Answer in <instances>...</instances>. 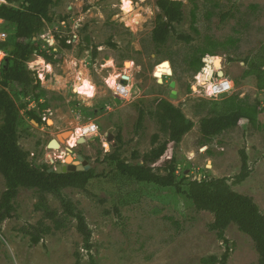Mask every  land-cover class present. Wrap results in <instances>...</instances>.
I'll return each mask as SVG.
<instances>
[{
  "label": "rangeland",
  "instance_id": "374dc122",
  "mask_svg": "<svg viewBox=\"0 0 264 264\" xmlns=\"http://www.w3.org/2000/svg\"><path fill=\"white\" fill-rule=\"evenodd\" d=\"M177 1L184 3V16L180 22L169 23L164 45L154 38L161 14L157 0H130L132 11L144 18L136 29L125 21V0L53 1L52 22H46L41 39L49 43L44 48L48 54L55 53L58 62L49 64L35 55L29 64L39 78L44 75L45 80H40L46 96L41 103L31 101L27 110H36L43 123L35 124L23 109L18 133L33 164L56 169L68 164V155L76 160L73 151H80L88 154L84 159L91 168L103 174L92 181L89 191L62 190V199L75 205L93 232L92 257L77 220L65 213L58 196L46 193L42 200L37 189L21 188L15 212L0 225V264H203L204 257L221 260L225 254L226 264H258L254 241L235 224L221 239L210 229L214 215L197 209L185 191L192 179L228 178L232 190L250 196L264 214V82L259 81L264 76L259 78L261 72L247 75L253 60L264 61V0ZM1 4L20 8L19 3L6 0H0ZM181 35L192 40H181ZM200 50L223 59L225 77L235 84L228 96L211 99L206 87L199 85L210 80V71L196 73L190 67L189 59ZM164 61H169L174 75L158 74L164 78L159 84L155 72ZM209 64H214L212 57ZM128 70L133 89L131 97L123 100L106 80L118 79ZM79 74L87 78L88 90L75 89L82 83ZM172 80L177 82L176 99L170 97ZM232 96L259 107V125L243 122L202 146L201 121L213 116L214 108L222 109L213 105L215 101ZM44 101L48 107L42 110L39 106ZM168 105L180 108L195 127L180 143L168 145L154 170L164 175L163 164L174 160L183 192L138 183L114 170L120 163L140 162L169 139L160 122V113ZM88 125H96L98 132L81 136ZM111 128L114 140L108 142ZM66 131L71 133L59 140L60 149H50L49 142ZM81 138L86 142L78 144ZM241 151L248 156L250 175L235 185L242 169ZM6 189L0 173V198ZM30 232L38 233V244Z\"/></svg>",
  "mask_w": 264,
  "mask_h": 264
},
{
  "label": "trees",
  "instance_id": "16d2710c",
  "mask_svg": "<svg viewBox=\"0 0 264 264\" xmlns=\"http://www.w3.org/2000/svg\"><path fill=\"white\" fill-rule=\"evenodd\" d=\"M53 1L6 0L9 4L19 3L20 8L6 4L0 5V19L3 20L0 32L6 33L7 36L5 40L0 41V50L7 53L0 68V173L7 183V189L0 198V225L15 212V202L21 188L37 189L41 192L42 200L46 193L54 194L62 200L65 213L77 220V229L83 235L85 249L92 257L93 232L84 215L75 211V205L62 199V190L76 188L89 191L88 188L92 181L100 179L103 174H97L93 168L88 171L50 173V167L38 166L28 160L30 154L21 147L18 133L23 109L31 120L38 124L43 123L42 117L36 110H27L31 101L40 102L46 96V90L38 75L31 71L29 63L35 55H40L49 63L58 62L55 59V53L48 54L47 48H44V44L49 43L41 39L46 22H52L49 10ZM156 3L161 14L157 18L158 26L154 30V38L158 44L164 45L169 38V23L173 24L183 19L184 3L177 0H157ZM165 19H168V23L164 22ZM180 39L186 42L192 40L191 37L185 35H181ZM53 50L55 52V48ZM197 53L189 59V64L194 72L199 73L205 66L203 59L207 55L215 56V54L208 50H200ZM259 62L260 64L257 60H253L248 76L254 75V72H261L259 78L264 76V61ZM205 69L210 70L207 76L209 80L213 67L208 64ZM206 72L204 70L202 73ZM259 81L260 85H263L264 79H259ZM213 105L216 107L222 105V109L214 108L215 114L201 121L202 136L199 142L202 146H207L214 137L243 122L255 127L259 125L261 112L259 107L247 105L236 96L215 101ZM47 107L46 101L39 106L42 110ZM160 117L162 128L169 133V139L145 154L140 162L120 163L114 170L122 177L138 183L151 184L162 189L175 188L183 192L182 185L176 178L177 167L174 165V160L163 164L164 175L155 172L154 168L166 154L168 145L180 143L182 138L195 127V123L186 118L180 108L172 105H168L160 113ZM241 157L242 169L234 179L235 185L242 184L250 175L249 159L245 151H241ZM116 158L117 155L113 154L112 159ZM183 180H187L185 175ZM187 188L185 194L196 208L214 215V222L210 225L212 231L223 239L225 231L231 225H237L242 233L254 241L259 255L258 264H264V214L250 196L232 190L228 178L192 179ZM49 214L53 216L54 213ZM29 235L36 244L39 243L40 238L37 232H30ZM227 258L228 254H225L221 260L215 256H209L201 259V262L203 264L218 262L226 264Z\"/></svg>",
  "mask_w": 264,
  "mask_h": 264
},
{
  "label": "built area",
  "instance_id": "2783aa9c",
  "mask_svg": "<svg viewBox=\"0 0 264 264\" xmlns=\"http://www.w3.org/2000/svg\"><path fill=\"white\" fill-rule=\"evenodd\" d=\"M0 21L3 22V20H0ZM6 37H7L6 33L0 32V41L5 40ZM69 44H71V43H69ZM6 55H7V53L5 51L0 50V68L2 66V63H3ZM209 58H210V56H207L206 58L203 59V61H205V65L209 64ZM212 58H215V57H212ZM210 65H212V64H210ZM212 67H213V65H212ZM203 70H205V68H203ZM202 72H204V71H202ZM122 76L123 75H121L118 79L115 78L116 80L113 77H109V79H107L106 82H107L108 86L113 90V92L117 98L123 99V100H125V99L128 100L132 95V89L130 88V82L134 79H133V76H130L129 80H128V84L125 85L122 82ZM43 77H44V75L40 74V79L45 80ZM42 80H41V82H42ZM225 82L230 83L231 87H229L228 89H225L224 88ZM199 85L206 87L205 88L206 89L205 90L206 95L208 97H210L211 99H214V100H219L220 98L228 96L233 91V89L235 87L233 80L226 78V77H219L218 76V70H216V69H214L212 75L210 76V80H209L208 85H207V82H205V83L199 82ZM85 129H87V131H85ZM83 131L84 132L81 135H83V134L89 135V134L98 132V127L96 125H88V126L83 128Z\"/></svg>",
  "mask_w": 264,
  "mask_h": 264
},
{
  "label": "water",
  "instance_id": "95a60500",
  "mask_svg": "<svg viewBox=\"0 0 264 264\" xmlns=\"http://www.w3.org/2000/svg\"><path fill=\"white\" fill-rule=\"evenodd\" d=\"M221 59L222 58H216L214 60V65L215 66L218 65V63H219V66L220 67L222 65V68L218 70V76L219 77H224L225 76V72L223 71V64H222V60L223 59L222 60ZM166 65L168 67L170 66L169 65V61H164L161 64V66H166ZM168 74H169L168 76H170V77H172L174 75L173 68L169 67ZM160 76L158 77V72H155V77L157 78L158 83L159 84H163L164 78L163 77L160 78ZM128 80H129V77L128 76H126V75H123L122 76V82H123V84H125V85L128 84ZM169 86H170V88H172V92L170 94V97L173 98V99H176L177 98V90H176L177 82H176V80H172L170 82ZM33 122L35 124H38L36 121H33ZM113 132H114V128H111L109 130V135H108V138H107L108 139V142H112L114 140V134H113ZM70 133H71V131H66V132H62V133L58 134L55 139H52L49 142L48 147L50 149H59L61 147V144H60L59 140H62V137H66ZM85 142H86V139L85 138H81L79 140L78 144H82V143H85ZM107 145H109V143H106V146ZM106 148H108V146ZM69 157L73 159V157L71 155H68L66 160H68ZM75 157H76V160L73 159L71 161V159H70V162H67L68 164H66L64 166L57 167L56 169L55 168H51L49 170V172L50 173L57 172V173L61 174V173H67V172H77V171H84V170L85 171H88V170H90L91 166H90L89 162L87 160H85L82 155L76 154ZM208 168H211V166L208 165Z\"/></svg>",
  "mask_w": 264,
  "mask_h": 264
},
{
  "label": "bare ground",
  "instance_id": "6f19581e",
  "mask_svg": "<svg viewBox=\"0 0 264 264\" xmlns=\"http://www.w3.org/2000/svg\"><path fill=\"white\" fill-rule=\"evenodd\" d=\"M125 15H126V17H127V19L125 20L126 21V23H127V25L129 26V27H132V28H134V29H136L138 26H140L143 22H144V18L142 17V16H140L138 13H137V11L135 12H133L132 11V8H131V11H125ZM214 60H215V58H212V61L214 62ZM222 60V59H221ZM127 66H128V68H132V63H127ZM213 66H215L214 64H213ZM170 67V66H169ZM169 67L166 65V66H160V67H158L157 68V72H158V74H161V75H166V76H168L169 74H168V69H169ZM216 67V68H215ZM214 68L216 69V70H219V69H221L222 68V65H221V67L219 66V63H218V65H216ZM172 68V67H171ZM131 72L128 70L127 71V74H126V76H128V77H130L131 75ZM79 76L80 77H82V83L81 84H76L75 85V89L76 90H88L89 89V82H88V80H87V78L86 77H84V75H82V74H79ZM121 76V75H120ZM119 76V77H120ZM113 78H115V77H113ZM161 78V77H160ZM79 79V78H78ZM116 80V79H115ZM114 81V80H113ZM85 84H87V87H85ZM130 88L131 89H133L132 88V86L130 85ZM50 123H52V121L50 122ZM83 129V128H82ZM84 131H82V133H83ZM63 138L64 137H62V140H63ZM75 142H76V140H75V138H73L72 139V143L73 144H75ZM60 149V148H59ZM70 159H71V161L73 160L72 158H68V160H66L67 162H70Z\"/></svg>",
  "mask_w": 264,
  "mask_h": 264
},
{
  "label": "clouds",
  "instance_id": "9594fccd",
  "mask_svg": "<svg viewBox=\"0 0 264 264\" xmlns=\"http://www.w3.org/2000/svg\"><path fill=\"white\" fill-rule=\"evenodd\" d=\"M176 1V0H175ZM123 8H124V10L125 11H131V2H130V0H125V2H124V4H123ZM2 20V19H1ZM207 56H210V57H215V56H211V55H207ZM206 56V57H207ZM205 57V58H206ZM43 59V58H42ZM45 59V58H44ZM216 59V58H215ZM47 61V60H46ZM49 63V62H48ZM204 63H205V61H204ZM50 64V63H49ZM204 68H206V65L204 66ZM203 70V69H202ZM205 71H210L209 69H205ZM202 72V71H201ZM123 75H126V74H123ZM165 77H168V76H164V78ZM225 77V76H224ZM40 79V78H39ZM197 79H199V77H197ZM41 81V80H40ZM41 84H42V82H41ZM42 86H43V84H42ZM85 87H87V84H85ZM229 87H231V84L230 83H228V82H225L224 83V88L225 89H228ZM86 127V126H85ZM84 128V127H83ZM85 131H87V129H85ZM84 135V134H83ZM83 135H81V136H83ZM107 147V146H106Z\"/></svg>",
  "mask_w": 264,
  "mask_h": 264
},
{
  "label": "flooded vegetation",
  "instance_id": "af4514ba",
  "mask_svg": "<svg viewBox=\"0 0 264 264\" xmlns=\"http://www.w3.org/2000/svg\"><path fill=\"white\" fill-rule=\"evenodd\" d=\"M76 154H81V155H83V157L84 158H86V155H88V154H84L83 152H80V151H73V155H76Z\"/></svg>",
  "mask_w": 264,
  "mask_h": 264
}]
</instances>
